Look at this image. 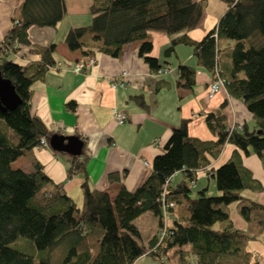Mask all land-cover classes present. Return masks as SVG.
Instances as JSON below:
<instances>
[{
    "label": "trees",
    "instance_id": "1",
    "mask_svg": "<svg viewBox=\"0 0 264 264\" xmlns=\"http://www.w3.org/2000/svg\"><path fill=\"white\" fill-rule=\"evenodd\" d=\"M222 1L228 9L200 40L191 39L188 31L200 24L207 0H92V21L68 30L65 43L71 50H80L83 60L99 52L118 57L125 45L141 41L139 54L154 73L166 66L151 55L149 35L165 33L171 37L166 56L184 44L193 48L196 57V65H178V86L192 88L199 66L212 79L219 70L228 93L242 100L252 113V123L233 127L221 110L207 113L206 124L215 140L191 136V119H182L154 158L149 177L134 191L122 186L112 194L92 188L88 157L66 153L71 159L67 179L84 174L81 206L67 194L65 182L53 181L37 158L32 157L30 172L13 166L19 157L40 146L42 138L48 143L54 134L32 111V85L59 65L54 56L56 43L32 44L28 30L32 25L57 27L66 6L64 0H24L15 10L12 27L0 42V71L20 97L14 109H0V264H137L143 255L165 261L168 252L177 248L179 264L257 263L252 261L248 242L264 230V204L243 192H259L264 186L244 165L242 153H256L264 165V0ZM229 41L233 47L226 68L222 52ZM27 45H32L40 59L24 64L15 61L12 54ZM158 77L156 91L172 85L167 78ZM134 98L146 106L142 95ZM67 106L75 109L76 101ZM227 143L236 147L231 156L207 173L220 193L210 195L205 188L194 192L197 170L205 169ZM178 171L185 175L173 185L170 179ZM110 178L115 181L118 174L112 173ZM163 195L166 201L175 202L165 236L160 235ZM232 203H237L247 229L235 226L230 216ZM149 211L158 216L159 228L145 248L139 243L135 221ZM19 237L31 240L35 248L27 252L15 247ZM60 246L67 253L58 263L53 250Z\"/></svg>",
    "mask_w": 264,
    "mask_h": 264
},
{
    "label": "crops",
    "instance_id": "2",
    "mask_svg": "<svg viewBox=\"0 0 264 264\" xmlns=\"http://www.w3.org/2000/svg\"><path fill=\"white\" fill-rule=\"evenodd\" d=\"M23 1L0 0V42L12 27V16ZM64 1L66 13L57 27L32 25L28 30L32 44L56 43L54 56L59 62L57 67L49 68L43 78L34 81L32 111L42 118L52 132L77 135L84 141L81 156L88 157L86 169L92 188L115 194L122 186L130 191L140 187L151 174L153 160L162 152L173 127L184 118L191 119L189 134L203 140L217 138L206 124L205 116L209 112H224L230 127L252 123V113L242 100L232 97L226 87L221 88L214 97H209L212 74L204 67H198L192 88L177 85L178 65H196V57L193 48L184 44L178 45L172 55L166 56L164 51L171 37L162 32H151L149 35L153 43L151 55L169 69L168 73L160 76L171 82L170 87L155 90L159 77L140 56L141 41L125 45L118 57L99 52L96 63L88 71L74 72L75 64L84 58L80 50L69 49L65 36L71 27L85 26L92 21V0ZM227 9L228 4L222 0H207L200 24L189 30L188 36L193 40L202 39ZM225 47L222 52L223 65L228 68L233 42H226ZM31 48L32 45L21 46L12 54V58L23 64L36 62L40 55L32 52ZM136 95L143 96L146 106L134 98ZM72 100L76 101L75 109L67 106ZM114 108L127 113L125 123L119 124L112 118ZM235 148L227 143L220 155L205 169L197 170V181L192 187L194 192L205 188L207 194L220 193L215 180L207 173L228 160ZM242 154L244 165L264 186V165L259 156L256 153ZM32 157L42 163L44 171L53 181L65 182L67 194L79 206L82 205L84 193L81 183L84 174L76 173L67 179L70 155L59 151L55 154L46 143L19 157L13 166L30 172ZM112 173L118 174L115 181L110 178ZM184 175L183 171H178L170 182L175 185ZM243 194L264 204V188L259 192L246 189ZM230 216L236 227L248 228L247 221L237 210V203L230 205ZM135 223L140 230L139 243L147 248L148 241L159 228V218L149 211L139 216ZM179 250L169 251L165 261L143 255L137 259V264H162L163 261L165 264H179ZM248 250L252 254V261L264 264V230L258 238L248 242Z\"/></svg>",
    "mask_w": 264,
    "mask_h": 264
},
{
    "label": "built area",
    "instance_id": "3",
    "mask_svg": "<svg viewBox=\"0 0 264 264\" xmlns=\"http://www.w3.org/2000/svg\"><path fill=\"white\" fill-rule=\"evenodd\" d=\"M96 61H97L96 57H91L87 60L79 61L73 67V71L77 73L86 72L96 63ZM168 71L169 69L165 67L163 69H160L154 75L160 76V75L168 73ZM223 87H225V81L223 77L220 75L219 70H217L209 86V90H208L209 97H214L215 94ZM112 118L117 123L123 124L127 121L128 115L125 111L114 108L113 113H112ZM41 145H46V140L44 138H42L41 140ZM174 207H175V202L166 201L165 195H163L162 208H161L162 209L161 220H162L163 225L160 231L161 236L167 235L169 228L171 227V224H172L171 213L172 212L170 210L171 208H174ZM133 264H136V262H134Z\"/></svg>",
    "mask_w": 264,
    "mask_h": 264
},
{
    "label": "water",
    "instance_id": "4",
    "mask_svg": "<svg viewBox=\"0 0 264 264\" xmlns=\"http://www.w3.org/2000/svg\"><path fill=\"white\" fill-rule=\"evenodd\" d=\"M19 103L20 97L14 85L9 79L3 77L0 71V109L2 111L14 109ZM48 145L53 150L78 156L83 153L84 141L77 135L54 133L49 137Z\"/></svg>",
    "mask_w": 264,
    "mask_h": 264
},
{
    "label": "rangeland",
    "instance_id": "5",
    "mask_svg": "<svg viewBox=\"0 0 264 264\" xmlns=\"http://www.w3.org/2000/svg\"><path fill=\"white\" fill-rule=\"evenodd\" d=\"M13 245L27 252H31V250L35 248L34 243L31 240L26 239L24 237H19ZM65 253H67V251L63 249L62 246L54 248L53 250L54 261L59 263V261L63 259Z\"/></svg>",
    "mask_w": 264,
    "mask_h": 264
}]
</instances>
